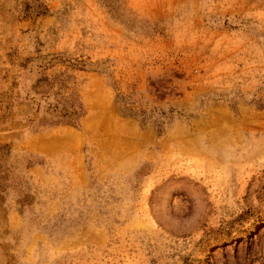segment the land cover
Masks as SVG:
<instances>
[{
  "label": "rangeland",
  "instance_id": "1",
  "mask_svg": "<svg viewBox=\"0 0 264 264\" xmlns=\"http://www.w3.org/2000/svg\"><path fill=\"white\" fill-rule=\"evenodd\" d=\"M0 264H264V0H0Z\"/></svg>",
  "mask_w": 264,
  "mask_h": 264
},
{
  "label": "trees",
  "instance_id": "2",
  "mask_svg": "<svg viewBox=\"0 0 264 264\" xmlns=\"http://www.w3.org/2000/svg\"><path fill=\"white\" fill-rule=\"evenodd\" d=\"M59 101H56V103H55V105H54V108H57V106H58V103ZM80 104V103H79ZM79 108H80V105H79ZM63 112H62V118L63 119H58L56 122H62V123H72V122H74V119H70V113H68L66 110L67 109H65V108H63Z\"/></svg>",
  "mask_w": 264,
  "mask_h": 264
}]
</instances>
